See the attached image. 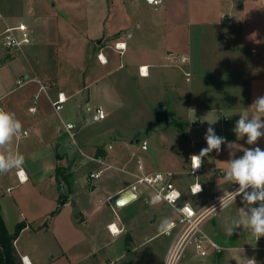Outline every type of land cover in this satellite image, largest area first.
<instances>
[{
    "label": "crops",
    "instance_id": "1",
    "mask_svg": "<svg viewBox=\"0 0 264 264\" xmlns=\"http://www.w3.org/2000/svg\"><path fill=\"white\" fill-rule=\"evenodd\" d=\"M89 1L102 5L100 13L97 6L83 14L73 11L62 30L57 18L25 17L21 0H0L5 16L0 37L19 23L26 24L32 36L31 43L20 49L5 48L3 40L0 45V108L22 123L17 144L10 147L24 157L27 176L20 183L17 170L9 171L13 183L3 189L6 173L0 175V205L10 233L17 224L27 223L15 241L23 263L25 259L51 264V259L64 256V249L54 243L70 239L64 224L71 214L76 217V207L86 222L101 219L106 239L120 237L128 228L130 242L154 237L139 227L146 220L154 225L155 216L160 222L155 237L167 240V250L180 232L177 209L151 203L152 192L144 186L131 202L115 205L141 175L138 159L146 173L173 172L181 193L179 206L187 203L199 212L239 188L224 179L232 159L241 158L249 148L264 150V137L248 145L247 136L238 137L234 131L241 116L257 115L252 105L264 96V0H162L157 6L146 0ZM118 43L125 45L124 51L116 49ZM170 53L187 57L189 63L178 66ZM141 67L147 68L146 76L140 75ZM185 71L191 73L189 81ZM34 79L47 88L42 90ZM59 94L67 102L57 112L52 103ZM32 107L35 113L30 112ZM97 108L105 110L104 120H93ZM66 123L78 126L74 142L63 130ZM210 126L225 142L219 152L214 149L203 158L196 176L190 158L207 147ZM57 167L71 175L70 187L62 184L70 193L61 212L45 227L62 193ZM98 171L100 178H91ZM194 186L202 191L192 194ZM73 190L79 191L78 201ZM87 190L91 198L86 197ZM95 198H105L108 216L99 209L103 202L99 206ZM249 207L242 195L237 196L231 207H219L204 224L205 233L225 248L221 253L211 250L216 264H243L252 258L264 264V250L257 249L255 236L242 227L229 235L224 226L243 220ZM111 224L119 235L110 233ZM55 250L60 255L47 260Z\"/></svg>",
    "mask_w": 264,
    "mask_h": 264
},
{
    "label": "rangeland",
    "instance_id": "2",
    "mask_svg": "<svg viewBox=\"0 0 264 264\" xmlns=\"http://www.w3.org/2000/svg\"><path fill=\"white\" fill-rule=\"evenodd\" d=\"M23 5V14L25 17L29 18H47L54 17L60 22L61 29L67 24L71 18L73 11H81L83 14L85 9L88 7L97 6L96 13H100L102 7L101 4H97L96 1L89 0H21ZM84 16V15H83ZM69 17V19H66ZM2 37H0V45H2ZM86 118H91V114H85ZM165 119V116H162ZM88 123V122H87ZM77 125V124H76ZM92 128V127H91ZM23 132V129H22ZM26 139L19 142V145L24 144ZM77 141V137H76ZM69 142V141H68ZM67 142V143H68ZM70 142L72 140L70 139ZM14 146L17 144L16 139L13 141ZM1 187L6 189L12 185V178H10L7 173L4 175ZM3 191V190H2ZM1 191V192H2ZM73 199L78 201L80 199L79 191L73 190ZM90 191H86V197L91 198ZM7 196V193H6ZM84 197L85 204L87 199ZM8 197H6L7 199ZM94 199V198H92ZM99 201V208L102 212L108 211L105 207L109 206L105 203V198ZM12 202L11 198L9 199ZM74 209V208H73ZM111 210V209H110ZM79 208H75L76 217H67L68 220L65 222L66 232L68 233L70 239L66 242L61 241L54 243L55 246L60 248V251L64 249V256L56 259H51V264H163L166 255L167 240L164 237H155L159 233L160 222L159 218L153 216L154 225L149 226V222L146 220L140 227V230H147L146 233L153 235V238H138L129 240V235H126L128 228H126V233H122V236L117 238H105L104 233L101 230L100 222L101 219L88 220L87 222L79 216ZM74 212V211H73ZM109 215L110 211L104 213ZM74 220H73V219ZM53 217H48L45 223L50 225ZM63 225V224H62ZM177 226L180 229V224ZM149 227H151L149 229ZM15 231V230H14ZM56 251V250H55ZM62 254V253H61ZM58 250L56 254H49L47 260L51 257L59 256ZM264 256V251L261 253ZM180 264H216L213 253L209 250L207 257L198 256L194 248L188 249L185 258ZM235 264V263H234Z\"/></svg>",
    "mask_w": 264,
    "mask_h": 264
},
{
    "label": "clouds",
    "instance_id": "3",
    "mask_svg": "<svg viewBox=\"0 0 264 264\" xmlns=\"http://www.w3.org/2000/svg\"><path fill=\"white\" fill-rule=\"evenodd\" d=\"M253 111L257 115H253L251 119L245 116L237 121L234 131L238 137L247 136L246 143L255 145L259 139L264 137V96L256 98L252 105ZM214 130L210 126L206 130L205 140L206 148L200 150L199 155H192L193 171L199 169L203 163V158L212 150L219 152L221 144L225 141L213 134ZM22 133V123L16 118L15 114L0 108V175L8 173L13 169L18 170L19 174L26 179V173L23 170L24 157L10 147L13 141L20 137ZM224 179L239 185L235 192H225L220 198V209L224 210L233 203L236 197L242 195V199L249 207L244 212L243 220H232L230 224H225V229L229 235H232L236 229L243 228L248 230L256 241L264 237V150L260 147L249 148L244 151V154L239 159H232L228 163ZM252 189L251 192L246 189ZM202 191L199 186V191L194 189V194ZM259 204L258 207L252 206ZM213 212L216 207L211 208ZM247 264H257L254 258L248 259Z\"/></svg>",
    "mask_w": 264,
    "mask_h": 264
},
{
    "label": "built area",
    "instance_id": "4",
    "mask_svg": "<svg viewBox=\"0 0 264 264\" xmlns=\"http://www.w3.org/2000/svg\"><path fill=\"white\" fill-rule=\"evenodd\" d=\"M146 2L151 6H157L163 3L162 0H146ZM5 16L0 11V22L4 21ZM2 39H3V45L5 48L9 50H15L20 49L23 46L30 44L32 41L31 31L24 23H19L15 26L7 27L6 30L2 33ZM116 49L120 51L125 50L124 44H116ZM170 58L176 59L178 66H185L189 63V59L185 56L176 55L174 53L169 54ZM98 58L101 62H105L103 59V56L100 54L98 55ZM146 70V71H145ZM141 76L147 75V68L141 67L139 69ZM185 76L187 80L189 81L191 78V73L189 71H185ZM34 81L38 82L39 84H42L40 80L34 79ZM47 84H42V90H45L47 88ZM67 102V98L64 96V94H59L56 101L52 103L54 109L59 112L64 108V104ZM30 112L35 113L36 108L32 107L30 109ZM106 117V112L103 108H97L96 113L93 116L94 121H101L104 120ZM223 122L228 121L227 117H223ZM78 129V126L74 123H66L64 125L63 130L67 133L69 138L74 142L75 139V133ZM215 135V131L213 132ZM24 135H28V132H24ZM137 167L141 175L137 176L134 184L131 186V191L138 192L141 186H144L148 188L152 192V199L151 203H159L164 202L168 204L169 206L177 209L179 213V224H180V232L178 236L173 240V242L170 244L163 264H180L181 261L185 258L186 253L189 248L193 247L195 252L198 256L201 257H207L209 254V250L214 251L216 253H221L225 251V248L214 242L206 233L204 230V224L207 220L212 218L214 215H216V211L220 207V202L215 200L212 202V204L208 205L203 210L197 212L194 210V208L190 204H183L182 206H179V202L181 199V193L175 186L173 182L174 174L170 171H156V172H144V165L142 163V160L139 158L137 161ZM201 168V167H200ZM197 169L193 171V162H192V173L194 175H198ZM24 170V169H23ZM25 172V170H24ZM26 173V172H25ZM102 174V171L94 172L91 174V178L98 179L100 178ZM17 178L20 183H24L27 181L26 179L22 177L18 170H17ZM194 189L196 190V186L191 187V192L194 194ZM11 190H9L10 192ZM197 192L199 189L196 190ZM215 206L216 211L213 212L211 207ZM258 207L259 204L253 205ZM115 226V224H111L108 228L112 235H119V233H115L112 230V227ZM120 231V230H119ZM256 241V238H255ZM257 243V249L258 250H264V237H261L259 240L256 241ZM25 264H30L24 259ZM243 264H247V261ZM262 264V263H257Z\"/></svg>",
    "mask_w": 264,
    "mask_h": 264
},
{
    "label": "trees",
    "instance_id": "5",
    "mask_svg": "<svg viewBox=\"0 0 264 264\" xmlns=\"http://www.w3.org/2000/svg\"><path fill=\"white\" fill-rule=\"evenodd\" d=\"M174 123L180 126L179 123ZM55 177L57 182L62 186V193L58 199L56 209L50 214L49 218L55 217L61 212L62 208L67 203L68 193H70V188H65V186L70 187L71 185V175L67 173V169L63 167H57ZM44 226L46 227L47 223H45ZM26 227L27 223L21 222L16 225L15 231L10 233L3 219L0 205V264H24L15 247V241L19 238L20 234Z\"/></svg>",
    "mask_w": 264,
    "mask_h": 264
},
{
    "label": "water",
    "instance_id": "6",
    "mask_svg": "<svg viewBox=\"0 0 264 264\" xmlns=\"http://www.w3.org/2000/svg\"><path fill=\"white\" fill-rule=\"evenodd\" d=\"M99 43H101V42H99ZM136 197H137V195L133 191H131V192H129V193L117 198L115 200V205L118 208H120V207L124 206L125 204H127V203L131 202L132 200H134Z\"/></svg>",
    "mask_w": 264,
    "mask_h": 264
},
{
    "label": "bare ground",
    "instance_id": "7",
    "mask_svg": "<svg viewBox=\"0 0 264 264\" xmlns=\"http://www.w3.org/2000/svg\"><path fill=\"white\" fill-rule=\"evenodd\" d=\"M113 229H115V231H114L115 233H119L120 232L119 229H117L116 225L112 227V230Z\"/></svg>",
    "mask_w": 264,
    "mask_h": 264
},
{
    "label": "snow or ice",
    "instance_id": "8",
    "mask_svg": "<svg viewBox=\"0 0 264 264\" xmlns=\"http://www.w3.org/2000/svg\"><path fill=\"white\" fill-rule=\"evenodd\" d=\"M113 231H115V229H113Z\"/></svg>",
    "mask_w": 264,
    "mask_h": 264
}]
</instances>
